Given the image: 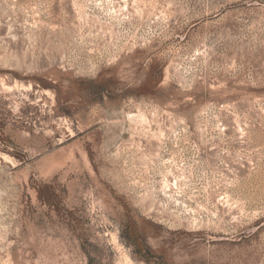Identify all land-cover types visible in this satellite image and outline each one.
Listing matches in <instances>:
<instances>
[{
	"label": "rangeland",
	"instance_id": "rangeland-1",
	"mask_svg": "<svg viewBox=\"0 0 264 264\" xmlns=\"http://www.w3.org/2000/svg\"><path fill=\"white\" fill-rule=\"evenodd\" d=\"M0 264H264V0H0Z\"/></svg>",
	"mask_w": 264,
	"mask_h": 264
}]
</instances>
